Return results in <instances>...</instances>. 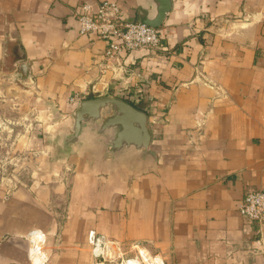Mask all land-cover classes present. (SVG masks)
<instances>
[{
  "label": "crops",
  "instance_id": "crops-1",
  "mask_svg": "<svg viewBox=\"0 0 264 264\" xmlns=\"http://www.w3.org/2000/svg\"><path fill=\"white\" fill-rule=\"evenodd\" d=\"M84 1L0 0V70L32 83L36 114L16 169L0 164V264H106V248L139 249L122 264H264V224L239 210L264 189V0H170L163 48L110 58L79 31ZM88 1L136 21L160 8ZM98 97L145 112L149 141L108 123L111 104L77 127Z\"/></svg>",
  "mask_w": 264,
  "mask_h": 264
},
{
  "label": "built area",
  "instance_id": "built-area-1",
  "mask_svg": "<svg viewBox=\"0 0 264 264\" xmlns=\"http://www.w3.org/2000/svg\"><path fill=\"white\" fill-rule=\"evenodd\" d=\"M81 34H96L106 40V57L123 51L164 47L159 30L147 23L127 20L125 11L114 1H84L78 10ZM79 101L78 94L71 97ZM249 222L264 224V189H248L239 208Z\"/></svg>",
  "mask_w": 264,
  "mask_h": 264
},
{
  "label": "rangeland",
  "instance_id": "rangeland-1",
  "mask_svg": "<svg viewBox=\"0 0 264 264\" xmlns=\"http://www.w3.org/2000/svg\"><path fill=\"white\" fill-rule=\"evenodd\" d=\"M1 71V70H0ZM0 72V140L5 141V148L1 150L0 164L8 166V173H11L10 167H17L16 154L14 152L18 139L29 128L33 127L35 114V94L31 92L32 83H27L22 77L5 74ZM21 79V80H19ZM25 169V168H24ZM13 172V171H12ZM106 248V247H105ZM105 256L109 258L106 264H122L125 259L138 257L140 251H131L128 248L125 250H115L106 248ZM156 256L150 259L151 264H164L162 259L155 260ZM141 264H150L141 258Z\"/></svg>",
  "mask_w": 264,
  "mask_h": 264
},
{
  "label": "water",
  "instance_id": "water-1",
  "mask_svg": "<svg viewBox=\"0 0 264 264\" xmlns=\"http://www.w3.org/2000/svg\"><path fill=\"white\" fill-rule=\"evenodd\" d=\"M170 8H171L170 0H160V8H159V14L157 20L152 21L149 19H142L140 21L152 26L158 25L161 22V20L165 17L166 13L170 10ZM110 104L115 108L116 112L114 116L111 117V119H109L108 123L110 124L120 123L125 128L127 127L129 128L131 121L134 120L135 122H138L140 124L143 131L145 132L147 139L146 141L147 142L149 141L150 134L147 128L146 113L138 110L131 103L126 102L123 99H119V98L98 97V98H92L81 101L78 108L75 111L77 127H80L82 121H85L84 115L86 113L96 116L98 115L97 113L99 111V108Z\"/></svg>",
  "mask_w": 264,
  "mask_h": 264
}]
</instances>
